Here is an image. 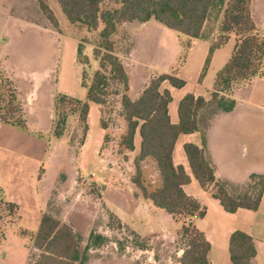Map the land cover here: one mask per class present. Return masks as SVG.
Here are the masks:
<instances>
[{
	"label": "trees",
	"instance_id": "obj_1",
	"mask_svg": "<svg viewBox=\"0 0 264 264\" xmlns=\"http://www.w3.org/2000/svg\"><path fill=\"white\" fill-rule=\"evenodd\" d=\"M37 1L45 18L59 30V23L53 11L44 0ZM105 1L107 0H58L71 24H81L91 30H97L100 21L105 25L100 34L106 51L102 67L109 66L111 76L107 77L98 71L90 85L84 83L83 77V86L87 89L85 102L65 95L56 97L55 111L61 109L62 112L58 125L60 129L55 134L60 137L68 116L78 111L80 126L83 129L80 146L83 145L89 130L87 122L89 104L94 103L102 107L106 103V89L110 82L122 85L124 93L116 91V95L121 94V115L126 123V131L118 143V152L120 154L133 152L137 131L141 137V151L134 159L133 184L138 188L139 194L152 201L154 206L178 221L183 219L179 238L185 241V247L179 263L212 264L209 260L211 244L192 223L187 224L184 221L186 218L189 220L204 218L206 211L184 192L183 187L191 182V177L183 166L174 164V150L180 135L200 132L202 146L193 143L184 145L192 175L200 186L204 190L211 188L213 197L220 201L228 213H236L239 209L251 211L259 209L264 196V176L252 175L251 190L238 195L232 191L229 183L218 179L213 164L206 156L204 129L207 121L203 126L201 117L202 111L214 102L218 105L217 110L231 112L236 107V101L225 94L232 91L234 84L264 78V34L253 20L252 0L227 1L219 33L212 41L210 55L213 51L225 47L232 36L237 38L234 52L216 76L210 101L203 97H195L193 94H187L180 101L177 125L171 123L169 116L168 107L172 102V96L169 91H162L161 86L164 82H169L176 89L183 88L186 82L178 77V70L172 74L154 77L138 99L132 100L129 96V74L124 63L113 52L114 44L111 37L125 23H147L154 19L185 37L181 42L184 52L180 64H183L193 41L207 37L205 25L214 6V0H117L121 5L119 8L101 12V5ZM208 62L209 57L206 65ZM2 83L0 122L16 129L28 130L16 92L8 89L3 80ZM3 104L6 106L2 107ZM67 107L70 112L66 111ZM102 126L104 129L107 128L104 122ZM147 158L153 159L156 163L162 180L159 187L155 188L144 172L142 162ZM125 159L128 160L127 157ZM108 241L106 236L100 234L92 238L95 248H101ZM34 247L40 251L35 264H81L84 260V252L74 227L48 213L42 215L34 236ZM229 253L232 264H254L257 249L251 236L236 231L230 237Z\"/></svg>",
	"mask_w": 264,
	"mask_h": 264
},
{
	"label": "rangeland",
	"instance_id": "obj_2",
	"mask_svg": "<svg viewBox=\"0 0 264 264\" xmlns=\"http://www.w3.org/2000/svg\"><path fill=\"white\" fill-rule=\"evenodd\" d=\"M46 1L60 22L62 34L80 42L78 59L84 66V83L90 85L98 71L110 77V67H102L106 51L100 34L105 25L100 21L98 29L91 30L81 24H71L63 13L58 0ZM227 1L214 0V6L205 25V35L214 34L213 39L217 37ZM8 2H12V0H3V3ZM16 2L14 13L39 24L46 21L37 0H18ZM120 6L117 0H107L101 5V12L114 10ZM251 12L256 26L264 34V0H252ZM138 25L139 22H132L120 26L111 37L114 44V54L124 63L136 85L142 83L145 66L151 65L150 68L166 74H172L174 70L183 66V64H180L181 48L179 44L175 48L173 44L167 42L169 41L168 36H166V40L163 38L161 44H158L157 35L154 34L153 38H150L147 43L137 42L134 32L137 31ZM160 27L162 26L160 25ZM162 29L175 35L174 32L164 26ZM8 36L10 42H6ZM62 40V36H59V39L56 37L52 39L37 32L28 33L24 38L20 36L18 28L10 27L8 35L4 39L0 38V59L3 58L2 64L4 63L3 60L5 61L4 65L8 72L9 70L17 72L16 76L20 79L18 81L20 86L22 89L27 90L29 85L22 81L20 70L25 72H43L46 69L54 68L56 70L61 65L62 58H66V53L73 52L74 54V49L68 43L64 45L65 41ZM59 42H61L62 48ZM236 42L237 38L233 36L225 48L216 51L212 64H210L209 59L200 78L205 86L213 84L216 74L223 69L225 62L231 58ZM183 52L184 49L182 54ZM6 60H9V63ZM66 63L67 60L63 63V66H65L64 74L71 77L73 72L70 66H66ZM146 76L148 77L149 74L147 73ZM3 77L6 87L17 92L14 82ZM255 80H257L256 92L252 94L250 104L244 103L246 107L242 106L245 108L237 119L240 118L242 125L246 123L249 126L247 130L251 132L246 131L245 134L258 137L259 150L264 157V79L258 80L255 78ZM255 80L251 81V84L249 82V84L236 83L232 91L225 95L234 97V89L237 88L240 92V89L245 87L246 84L252 86ZM193 85L194 82L189 81L184 87L187 86V90H190ZM116 91L123 94V86L110 82L109 87L106 89V103L102 106V122L107 127L105 129L106 142L100 153V157L104 160L103 163L97 160V155H94V153L92 154V160H89L92 150H87L85 158L82 160V170H78L80 142L83 138V129L77 128L80 115L78 111L68 116L60 137L56 136L55 133H58L60 129L58 125L62 111L61 109L55 111L52 131L47 135H42L50 147L55 149L59 147L60 153H63V159H65L56 162L58 163L56 167L60 164L61 167L66 166L67 170L64 174L55 173L52 176L55 185L54 196L56 197L58 192L64 191L62 203L58 201L49 203L46 201L44 203L38 195L33 197V193L36 195L39 190L35 184L28 185L27 187L31 190L27 191H22L21 189H24L22 186L18 188L9 186L2 175L0 166V264L36 263L40 251L34 247V236L39 228L41 214L45 211L51 212L57 219L74 227L84 252V260L81 264H178L179 257L183 254L182 251L185 247V241L179 238L183 219L180 221L174 220L163 210L155 208L165 219L162 224L165 234L168 235L163 237L158 233L140 236L142 235L140 233L144 231V227L146 228V222L150 223L151 221H144L142 218L135 220L134 226L136 232L140 234L138 235L110 214L102 201L105 183H114L126 187L135 175L134 156L130 155L128 161L125 160L124 153L120 154L118 152V143L126 131V123L121 115V94L120 96L116 95ZM184 92H179L175 97H172V100L174 98L178 102L179 96ZM4 106L6 104L2 105V107ZM93 107H96V105H93ZM217 109L218 105L214 102L202 111L203 126L206 123L209 124L213 113ZM69 110V107H67L66 111L70 112ZM94 118L93 114L91 119L92 134L101 129L100 123L97 127L95 126ZM147 172V179L148 175H155V168L152 164L147 165ZM93 173H95V176H93ZM250 187L251 184L248 183L243 187H232V191L236 195L244 194L251 190ZM13 197L20 200V202H17L19 206L10 203ZM21 204L22 206H20ZM184 221L187 224L190 223L187 218ZM96 234L104 235L109 239L101 248H95L92 244V238Z\"/></svg>",
	"mask_w": 264,
	"mask_h": 264
},
{
	"label": "crops",
	"instance_id": "obj_3",
	"mask_svg": "<svg viewBox=\"0 0 264 264\" xmlns=\"http://www.w3.org/2000/svg\"><path fill=\"white\" fill-rule=\"evenodd\" d=\"M16 1L18 0L3 3V0H0V38L4 39L8 35V29L10 27L18 28L20 36L24 38L28 33L33 32L45 34L52 39H54V37L59 39V36H62V41H65L64 45L68 43V45L74 49V54L73 52L70 54L66 53V58H62L61 65H59L56 70L55 68L46 69L43 72H25L20 70L22 81L29 85L27 90L22 89L20 86L18 82L20 79L16 76L17 72L11 70L8 72V69H6L4 65L5 61L3 60L4 63L2 64L1 61L3 58L0 59V91L2 89L3 76V78H9L14 82L15 89L18 92H16L17 97L21 102L22 114L28 127V130H20L0 122V166L2 168V175L9 186L17 188L20 186L24 187V189H21L22 191L31 190L27 187L28 185L35 184V186H38L37 189L39 190L36 195L33 193V197H37L38 195L44 203L46 201L47 203L53 201L62 203L64 191L58 192L57 196H54L55 185L52 176L55 175V173L64 174L67 170L65 168L66 166L61 167L60 164V166L58 165V167H56L58 164L56 162L65 159H63V153H60L59 147H57V149L50 147L46 143V140L43 139L42 135L49 134L53 129L55 121V101L58 95H65L83 102L86 101L87 89L83 86L84 66L78 59L80 42L77 39L73 40L62 34L60 22L56 16L59 23V30H56L47 19L39 24L25 19L22 15L14 13V7L17 4ZM44 1L52 10L47 1ZM157 23L160 24L154 19L147 23L139 22V27H137V31L134 32L136 41L147 43L150 38H153L154 34L157 35V39L159 40L158 44H161L162 39L165 38L166 40V36H168L169 41L167 42L173 44L175 48L177 44H179L182 55L181 40L185 39V37L167 28L174 32L175 35H172L168 33V31L162 29L164 25L160 24L162 26L160 27ZM213 36L214 34H210L203 39L194 40L183 66L177 69L178 77L183 79L186 83H189V81L194 82L192 89L187 90L186 86L178 90L172 87L169 82H164L161 86V90L169 91L172 97L186 90V92L179 96L178 102L173 98L172 102L169 104V116L173 125L179 123V103L187 94H193L195 97H203L207 101H210L212 98L216 77L211 86H205L200 78L206 68L208 57L210 59V64H212L215 59L216 51L225 48L229 44L228 43L219 50H215V52L210 55ZM6 42H10L9 36ZM59 43L61 44V42ZM7 58L10 59L9 56H7ZM134 58H136V56H134ZM65 60H67L66 66H70L73 72L71 77L64 74L65 66H63V63ZM229 60L225 62L224 67ZM6 62L9 63V60H6ZM150 67L151 65L144 67L143 80L142 83L138 85H136L134 79L130 77L128 73L130 78L129 96L132 100L138 99L151 79L160 74H166L159 73V71ZM147 73L149 74L148 77L146 76ZM256 79L260 80L264 78ZM250 82L251 81H249V83ZM240 83L249 84L248 82ZM256 83L257 80L252 83V86L246 84L245 87H242L243 89H240V92H238L237 88L234 89V97L228 95L229 98L236 101L234 110L231 112L217 110L204 129L206 156L213 164L217 178L229 183L231 188L247 185L250 183V177L254 174L264 176V157L259 150L258 137L252 134H245L249 126H247L246 123L242 125L240 118L237 119L241 111L246 107L244 103L247 102L250 104L253 97L252 94L256 92ZM93 105H96V107H93ZM243 105L245 107H242ZM89 106L87 120L89 130L84 144L81 145L80 148L78 170H82V160L85 158L87 150H92L89 160H92V154L94 153V155H97V160H100L101 163L104 161L100 157L101 150L106 142V130L102 126V107L94 103H90ZM93 114L95 117V126L97 127L98 123L101 125V129L97 130L95 134L91 133V119ZM77 128L81 129L80 120L77 123ZM187 143L202 146L201 133L196 132L179 136L174 150V164L176 166H183L191 177V182L183 187L184 192L188 196L194 198L200 204L201 208L206 211L204 218H194L189 221L198 231L204 234L206 240L211 244L209 253L210 262L212 264H232L229 253L230 237L234 232L241 231L251 236L254 241L257 255L253 259V263L264 264V196L257 211L239 209L236 213L226 212L220 204V201L213 197L211 188L204 190L192 175L184 151V145ZM140 151L141 137L139 131H137L134 139V151L124 153V157H127L129 161V156H134V162V159L140 154ZM149 164L154 166L155 175H148V180H150L155 188L159 187L162 180L153 159L147 158L142 162L144 172L148 174L147 165ZM93 176H95V173H93ZM130 181L131 183L126 187L118 186L114 183H105L102 201L108 212L115 216L121 224L127 226L134 232L137 231L134 226L136 219L142 218L144 221H151L150 223L146 222L147 224L146 228L144 227V231L139 230L143 232L140 233L142 235L136 232L140 236L158 233L163 237L167 236L168 234H165L162 224L165 220L164 217L161 213L156 211L155 208L157 207L154 206L152 201L145 199L139 194V190L133 184L132 179ZM23 196L25 195L23 194ZM17 202H20L17 197L11 198V204L19 206ZM20 206H22V204ZM44 213L51 214V212L48 211ZM44 213L41 214V218ZM166 214L173 218L168 213ZM178 264L180 263L178 262Z\"/></svg>",
	"mask_w": 264,
	"mask_h": 264
}]
</instances>
